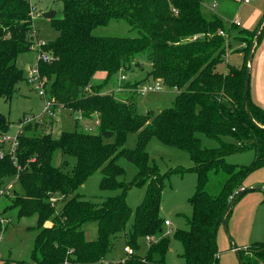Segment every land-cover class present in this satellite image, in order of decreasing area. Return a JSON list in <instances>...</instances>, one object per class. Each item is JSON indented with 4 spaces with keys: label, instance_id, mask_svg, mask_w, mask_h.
Wrapping results in <instances>:
<instances>
[{
    "label": "trees",
    "instance_id": "1",
    "mask_svg": "<svg viewBox=\"0 0 264 264\" xmlns=\"http://www.w3.org/2000/svg\"><path fill=\"white\" fill-rule=\"evenodd\" d=\"M59 1V17L54 10L42 13L57 36L38 46L35 68L49 83L44 93L52 100L50 106L79 113L84 120L94 115L98 132L65 130L53 139L36 135L37 123H27L15 135L13 152L0 156V187L4 179L16 176L21 188L12 192L7 208L15 209L18 218H36L29 228L35 232L29 264H103L120 234L124 246L133 250L121 264H166L169 240L159 207L164 180L178 170L161 173L149 163L146 146L152 137L187 152L193 162L191 215L185 217L187 229L174 232L184 264H217V230L230 212L229 204L245 192L234 191L249 172L264 165V111L248 92L244 101L246 68L226 64L225 72L217 70L233 35L219 34L224 29L218 17L203 16L201 4L208 0ZM112 20L125 21L136 36L92 34ZM34 33L29 0H0V99L9 100L24 79L16 60L37 44ZM258 40L259 34L255 45ZM41 55L49 60L42 61ZM141 59L148 64L142 77L125 81L117 90L109 86L116 74L139 66ZM98 73L103 78L93 83ZM150 80H159L175 97L156 114H139L138 88ZM9 126L0 113V134ZM129 133L137 135L133 149L123 147ZM201 133L217 146L202 148L197 136ZM248 150L253 151L249 163L227 162V157ZM57 151L71 159L66 171L52 162ZM119 157L136 168L130 182L120 180L124 170L116 163ZM95 172L101 174L99 189L119 193L99 203L83 200L78 189ZM219 172L224 174L221 188L210 194L209 175ZM131 185L145 188L134 210L126 201ZM54 194L63 198L59 211L50 202ZM88 221L97 223L94 240H87L81 228ZM140 240L146 244L143 255L138 252ZM235 252L240 264H264V241Z\"/></svg>",
    "mask_w": 264,
    "mask_h": 264
},
{
    "label": "rangeland",
    "instance_id": "2",
    "mask_svg": "<svg viewBox=\"0 0 264 264\" xmlns=\"http://www.w3.org/2000/svg\"><path fill=\"white\" fill-rule=\"evenodd\" d=\"M31 6L32 28L35 32L34 41L38 38L32 47V50L21 54L16 60V65L22 70L24 77L15 87V91L9 100L0 99V113L9 122V131L6 134H0V152L12 153L13 136L21 132L22 127L27 124H35L36 135L50 134L56 139L62 131H79L97 133V121L84 120L79 113L70 110L61 109L58 106H50L48 111H44V102L49 98V94L39 95V91H45L47 83L40 77L33 79L32 70L36 67L38 53L37 49L40 42L53 40L57 32L52 28L50 20L42 15L46 10H54L56 17L60 16L61 2L59 0H29ZM215 6L211 9V6ZM201 13L206 19L213 15L221 20L224 36L233 35L232 43L226 48L224 62L217 66V70L225 72L226 64L233 65L236 68L247 67V55L250 45L254 43V32L260 26L264 19V0H254L250 3H243L240 0H208L201 4ZM230 31L227 32L226 30ZM259 31V40L252 51L251 64L249 65V83L248 94L252 100L259 99L260 108L264 111V25ZM95 36H136V31L130 30L129 26L123 20H112L107 25L98 26L92 30ZM142 68V69H140ZM148 68L145 60L141 59L139 66L132 70L116 74L109 86L114 90L127 80H133L143 76ZM144 69V70H143ZM143 70V71H142ZM244 71V70H243ZM123 75V79L121 78ZM103 78L102 73H98L93 78V83H99ZM122 79V80H121ZM152 82L151 80L146 83ZM143 83L139 85L138 91ZM175 93L167 91L161 87L159 91L139 93L136 98V110L139 114L146 112L156 114L162 109L171 106ZM18 120H21L22 124ZM20 124V125H19ZM5 135V136H4ZM9 136V139L6 138ZM200 139L202 148H213L217 146L215 140L201 133L197 135ZM225 141H231L230 138H223ZM136 133H129L125 139L123 147L133 149L136 145ZM106 141L111 142V139ZM149 163L156 165L161 173L170 170H178L169 173L164 180L161 192V201L159 207V216L166 219L170 224L163 226L164 236L168 237L169 249L165 256L166 264H184L181 244L175 239L174 232L178 229H187L185 217H190L191 206L188 198L194 193L196 184V174L189 170L193 166L187 152L166 146L152 137L147 146ZM53 155L52 162L61 164L63 171H66L71 164V159L66 156ZM253 158V151L248 150L243 153L227 157L228 163L247 164ZM63 161V163H62ZM116 163L124 170L120 177L122 182H130L136 174L135 166L124 157H119ZM65 165V167H64ZM182 169V170H181ZM101 174L93 173L89 176L78 189L83 200L99 203L106 197L119 193V190H101L99 181ZM224 180V174H210L206 185V191L210 194H217ZM0 187V264H29L30 251L33 246L35 232L30 227L36 225L35 216L29 218H18L15 209H8V198L12 192H21L17 177L4 179ZM250 189L242 193L232 204L230 212L225 219V225L221 223L216 233V243L218 248L217 264H240V260L232 249L233 246L243 248L249 246L255 241H264V165L259 166L249 172L242 180L238 192ZM145 192L144 186L131 185L126 193V201L130 208H134L142 201ZM63 198L54 194L50 202L54 205L56 211H59ZM133 221L130 217L126 224L125 232L128 231ZM84 236L87 240H94L97 236V223L94 221L85 222L82 225ZM118 235L113 241L110 252L101 260L103 264H112L116 261H123L127 254L123 251L124 240ZM141 247L139 254L145 253V242L139 241ZM34 264V263H31Z\"/></svg>",
    "mask_w": 264,
    "mask_h": 264
},
{
    "label": "built area",
    "instance_id": "3",
    "mask_svg": "<svg viewBox=\"0 0 264 264\" xmlns=\"http://www.w3.org/2000/svg\"><path fill=\"white\" fill-rule=\"evenodd\" d=\"M240 1L243 2V3H250V2H252V1H254V0H240ZM219 34L222 35L223 32L220 31ZM41 43H42V42H40V44H41ZM40 58H41L42 61H48V60H49V57L46 56V55H41ZM32 73H33V75H32V76H33V79H36V80H37V78H38V74H37L36 68H34V69L32 70ZM121 78L123 79V77H121ZM161 87H162V85H161L160 81H159V80H154V81H152V82H150V83H144L143 86H142V88H141L138 92H139V93H146V92L159 91V90L161 89ZM39 95H40V96H44V95H45L44 91H43V90H40V91H39ZM51 103H52V100H50V99H48V100H46V101L44 102V107H43L44 111H48V108L50 107ZM6 138L9 139V136H6ZM14 138H15V135L13 136V140H14ZM11 145L14 146V142H13V141H12ZM1 155H2V154H1V152H0V156H1ZM0 193H1V191H0ZM237 193H238V190H237V191H234V194H233V195H235V194H237ZM163 223H164V226H168V225L170 224L167 220H164ZM146 239H147V238H146ZM123 251H124L127 255H131V254H133V250H132L131 248H129V247H124V248H123ZM112 264H121V263H120V261H116V262H113Z\"/></svg>",
    "mask_w": 264,
    "mask_h": 264
},
{
    "label": "water",
    "instance_id": "4",
    "mask_svg": "<svg viewBox=\"0 0 264 264\" xmlns=\"http://www.w3.org/2000/svg\"><path fill=\"white\" fill-rule=\"evenodd\" d=\"M264 23V19H263V22L260 24V26L257 28L256 30V33H255V40H254V43L251 45V48L249 50V53H248V57H247V67H246V71H245V78H244V92H243V95H244V101L246 100V97H247V92H248V83H249V65L251 64V59H252V51L255 47V42H256V38L259 34V31L261 29V26L263 25ZM250 189H247V190H243V191H248ZM242 191V192H243ZM233 202H231L227 208L226 211H229L231 209V206H232ZM222 224L225 225V219H222Z\"/></svg>",
    "mask_w": 264,
    "mask_h": 264
},
{
    "label": "crops",
    "instance_id": "5",
    "mask_svg": "<svg viewBox=\"0 0 264 264\" xmlns=\"http://www.w3.org/2000/svg\"><path fill=\"white\" fill-rule=\"evenodd\" d=\"M214 8H215L214 5L211 6V9H214ZM213 16H216V17H217V15H213ZM213 16H212V17H213ZM257 100H259V99H254V100H252V101H253V103H255V104L258 105V106L261 105V103H260L259 101H257ZM259 107H260V106H259ZM92 117L94 118V115H92ZM16 134H17V133H15V135H16ZM164 220H166V219H163V221H164ZM145 247H146V244H145ZM244 247H246V245H244L243 248H244ZM232 249H235V250H236V249H238V248H237L236 246H233ZM217 259H218V255H217Z\"/></svg>",
    "mask_w": 264,
    "mask_h": 264
}]
</instances>
